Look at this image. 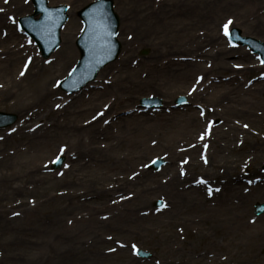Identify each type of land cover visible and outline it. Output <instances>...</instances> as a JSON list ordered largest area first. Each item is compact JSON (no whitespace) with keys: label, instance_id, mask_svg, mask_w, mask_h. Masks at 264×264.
I'll return each instance as SVG.
<instances>
[{"label":"rangeland","instance_id":"obj_1","mask_svg":"<svg viewBox=\"0 0 264 264\" xmlns=\"http://www.w3.org/2000/svg\"><path fill=\"white\" fill-rule=\"evenodd\" d=\"M93 1L48 0L52 7L66 5L69 18L60 48L45 60L18 24L20 18L34 12L31 1L0 0V112L17 118L14 125L0 129V264H96L98 254L109 258L97 264H171L167 252L178 232L164 219L173 213L172 201L165 192L146 190L169 184L174 161L177 175L183 176V165L197 160L209 161L207 168L216 172L213 153L221 157L222 150L224 162L232 164L229 176L241 174L244 187L256 190L249 220L263 228L264 216L256 217L254 206L264 203V67L247 48L230 45L223 26L231 20L229 30L238 28L244 36L264 43V0H113L120 17L122 51L96 81L69 96L58 82L79 60L76 40L83 24L78 12ZM73 16L79 23L70 46L76 57L61 68L54 58L62 49ZM224 50H231L232 57L217 58ZM144 52L147 55H142ZM245 55L252 60L243 58ZM219 60L231 66L222 67ZM30 61L33 74L28 81L33 78L34 89L47 81L50 90L58 93L57 100L52 99L49 108L43 109L45 113L61 106L58 129L54 131L50 123L38 136L31 133L35 121L21 128L23 118L18 108L24 99L7 96L15 73ZM3 67L11 71L7 78ZM42 67L52 71L39 75ZM187 72L191 75L186 81L181 77ZM134 73L142 84L134 82ZM120 76H127L128 81L117 82ZM243 84L248 93L239 90ZM109 87L114 92L106 89ZM227 88L234 92L228 93ZM181 96L188 97L191 105L173 110ZM63 97L67 100L62 101ZM149 97L164 100V107L150 112L139 109L141 99ZM80 107L87 113L78 118L72 113ZM180 118L196 121L192 137L180 127ZM92 123L95 135H88L82 129L91 128ZM50 131L54 132L44 138ZM163 135L177 151L195 148L196 152L177 157L176 150L161 139ZM31 141H40L49 149L32 150ZM256 141L261 145L251 152L249 146ZM204 147L207 153L202 151ZM4 155L9 156L4 159ZM59 156H64L66 163L53 170L51 165ZM256 157L258 162H254ZM159 158L166 159L167 166L158 171L149 169ZM189 173L190 169L187 176L192 175ZM216 176L212 179L220 181ZM143 193L153 201L136 205L132 217L121 222L128 226L121 231L123 216L116 207L136 201ZM101 194L108 196L106 200L100 199ZM158 200L166 205L164 210L154 207ZM259 234L264 240V230ZM99 237L106 244L98 250ZM183 238L194 241V235L187 231ZM133 244L152 257L139 259ZM220 254L223 257L218 262L188 261L236 264L239 260L237 253ZM259 255L264 258V245Z\"/></svg>","mask_w":264,"mask_h":264},{"label":"bare ground","instance_id":"obj_2","mask_svg":"<svg viewBox=\"0 0 264 264\" xmlns=\"http://www.w3.org/2000/svg\"><path fill=\"white\" fill-rule=\"evenodd\" d=\"M78 29V20L73 16L70 21L62 49L54 58L55 64H59L61 68L67 65L69 60L75 59L76 57L75 53L70 49V46L72 45L75 31ZM260 33L262 34L263 32ZM231 54V50H224L218 52L217 58L228 59L232 57ZM247 56L249 60H252L249 55H245L243 58H246ZM219 62L222 64V67L230 65L223 63V60H219ZM52 64L54 63L52 62ZM32 65L33 62L30 61L27 70L21 66V69L15 73V82H13L11 90L7 89V96H19L20 101L21 98L24 99L23 103H19L20 106L18 108V111L23 118L21 128H28L31 122L35 121L33 124L35 127L31 133L36 132L35 136H38V132L40 133L41 129L48 126L50 123L54 124V131L58 129L57 127L60 126V123L56 122V119L61 106L57 107L56 105L54 108L55 111L51 110L45 113V108H49L50 101L52 99L57 100L58 93L50 90V87L46 85L47 81H45V85H43L44 87H41L42 89H34V85L32 83L33 78H31V81H28L33 74ZM186 67H188V64ZM2 69L7 78L8 73H11V71L5 69V67ZM42 70V73L39 72V75L43 74L42 76H44V73H46L45 76H47L52 71L47 67H42ZM21 71H25L24 76L20 75ZM120 74L127 75L124 72ZM39 75H35V77L39 78ZM190 75L191 72H187V78L186 76H182L181 78L183 80L186 79L187 81L190 78ZM133 76L134 82H138V85L142 84L143 80L137 76V73H134ZM26 81H28L26 84L27 87L24 86ZM119 81H122L125 84L126 81H128V77L120 76L117 82ZM249 85H251V83ZM228 86H230V84ZM238 88L241 92L248 93V91L244 88V84L239 85ZM106 89L110 92H114L112 87ZM227 89L230 94L234 92L233 88ZM61 100L63 101L67 99L63 97ZM119 103L122 104L123 101L120 100ZM86 113V109L80 107L72 114H76V117L79 118ZM48 121L50 122L48 123ZM177 122H179L180 127H183L188 132V136L193 133L192 131H194L193 125L198 127L194 119H192V122H189V119L180 118ZM89 126H91V128H85L82 130H86L88 135L90 133V135H95L96 130L93 129L96 128L95 123H92ZM141 127H144V122L141 124ZM20 131H22V129H20L19 132ZM53 132L50 131L44 138L49 137V135ZM106 133H108V131H106ZM161 139L172 151L175 149V144H172L165 135H163ZM259 144L261 145L259 141H256L254 144H250L249 148L251 152H255V149H257ZM29 148L32 150L41 149L43 152L44 150L49 149V145L43 147L42 142L31 141ZM194 149L195 148H191L187 150L180 148L178 151L175 149L176 156L179 157L185 153L190 154L196 152V149ZM221 153L223 157H219L218 155L216 156L217 152L213 153V155H215L213 159H217L215 161L217 164L214 168L216 172L212 169L209 171L207 168V166L210 167L209 161L199 162L197 160L196 162H189L188 164L183 165L182 170L185 174L182 176L178 172L177 175L174 161L172 164L174 170L169 184L167 186L160 185L155 190L152 188L146 190V192H165V194L169 196L172 201L173 213L166 216L165 219L163 218L166 224H172L178 232L173 241H170V249L167 252V258H171V264H189L188 259L192 258L199 261L211 260L213 262H218L223 257V255L220 254L223 251H227V253H231V255L237 253L239 255V260L236 264H264V258L262 259L259 255V249L264 245V240H262L259 231L262 232V230H264V226L263 228H260V225L259 227L255 226V220H249L252 217L251 215L249 217V214H251L252 211L251 204L252 199L256 195V190L250 189L248 185L246 188L244 187L246 183L242 184L243 181H240L244 179V176L242 177L241 174H236L231 177L229 176L232 164L225 163V153L223 150ZM8 156L9 155H4V159ZM220 161L222 165H220ZM258 161V157H256L254 162ZM188 169L192 172L189 173L192 174L190 176H187ZM211 171L217 175V178L220 177L221 180L217 181L216 179H212L215 178V174ZM201 179L206 181V183H200L199 181ZM209 188L213 190L211 194L208 191ZM216 189H219V191ZM145 193L141 195L138 194L136 201L129 200L121 204V206L116 207L115 210L123 216L120 221L121 231L128 227L126 225L122 226L121 222L132 217V212L136 211V205L147 202L151 203L153 201L152 197L144 196ZM99 197L100 199L106 200L108 196L101 194ZM168 217H170V219H167ZM145 221L146 218H144L142 224H144ZM259 222L261 223L262 221ZM132 227H138V224H133ZM186 231L189 234L194 235V241L187 239L184 240L183 235L185 237ZM96 242L98 250L99 248H104L103 245L106 244V241L104 239L101 240L100 237ZM107 258L109 257L98 254L96 264L101 263L102 260H107ZM184 258H186V262L183 260Z\"/></svg>","mask_w":264,"mask_h":264},{"label":"water","instance_id":"obj_3","mask_svg":"<svg viewBox=\"0 0 264 264\" xmlns=\"http://www.w3.org/2000/svg\"><path fill=\"white\" fill-rule=\"evenodd\" d=\"M33 2L37 8L35 15H41V19L35 21L34 16H30L21 22L25 31L36 40L47 58L60 43V29L67 20L66 8L48 9L46 0ZM112 6L111 0H101L80 12L86 26L84 35L78 42L82 58L71 79L63 84L64 90L73 93L84 87L96 78L100 70L117 58L120 52V45L116 41L119 20ZM236 33L240 35L239 31ZM253 49L264 59V47L253 44ZM262 213L264 206L258 205L257 214Z\"/></svg>","mask_w":264,"mask_h":264},{"label":"snow or ice","instance_id":"obj_4","mask_svg":"<svg viewBox=\"0 0 264 264\" xmlns=\"http://www.w3.org/2000/svg\"><path fill=\"white\" fill-rule=\"evenodd\" d=\"M5 2H7V0H5ZM26 2H27V0H26ZM0 10H2V9H0ZM12 19H13V23H16L15 19L14 18H12ZM231 24H232V21L231 20H228L227 23H225V25L223 26L224 27V35L225 36L230 37L229 25H231ZM20 30L22 31L23 29L21 28ZM229 43L231 44V39H229ZM260 62H261V64H264V59H261ZM27 67H28V65L25 64V66H24L25 70H27ZM237 67H239V65ZM20 75L21 76H24L25 75V71H21L20 72ZM57 107H59V105H57ZM101 115H102V113H101ZM245 127H247V125H245ZM201 138H203V136ZM61 151H63V149H61ZM56 162L59 163V159H57ZM153 163H155V161ZM199 182L200 183H206V181H204L203 179H201ZM216 190L219 191V189H216ZM208 191L211 194V192L213 190L211 188H209ZM121 246H123V245H121ZM132 249H133L134 254L139 255V249L137 248V246L135 244L132 245ZM112 250H114V249H112Z\"/></svg>","mask_w":264,"mask_h":264}]
</instances>
